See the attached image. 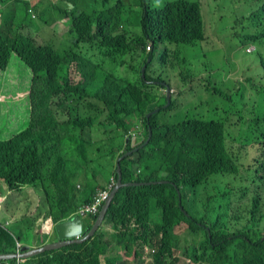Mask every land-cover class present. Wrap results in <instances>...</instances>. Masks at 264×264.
<instances>
[{
    "label": "trees",
    "instance_id": "trees-1",
    "mask_svg": "<svg viewBox=\"0 0 264 264\" xmlns=\"http://www.w3.org/2000/svg\"><path fill=\"white\" fill-rule=\"evenodd\" d=\"M136 1L140 33L124 27ZM160 1L0 0V69L14 53L30 72L26 126L0 139V193L4 184L21 203L16 210L5 198L1 203L0 212L18 221L12 227L0 221V253L16 251L23 224L72 218L116 181L117 158L143 145L151 131L143 146L119 161L124 183H144L117 190L91 237L0 264H119L120 252L141 264L146 249L153 250L152 264H177L179 257L184 264H264V114L260 131L240 141L199 105L167 118L180 105L173 95L180 91L163 76L166 71L179 81V61L165 43L193 45L205 40V31L198 2ZM58 20H65L63 34L52 29ZM259 37L264 25L242 43ZM65 38L71 45L60 49ZM108 64L125 66L136 78L115 75ZM259 64L264 91L263 56ZM71 65L78 80L70 77ZM161 81L175 89L167 106ZM229 137L243 156L228 147ZM28 197L39 207L26 205ZM95 217L81 216L87 228Z\"/></svg>",
    "mask_w": 264,
    "mask_h": 264
},
{
    "label": "rangeland",
    "instance_id": "rangeland-1",
    "mask_svg": "<svg viewBox=\"0 0 264 264\" xmlns=\"http://www.w3.org/2000/svg\"><path fill=\"white\" fill-rule=\"evenodd\" d=\"M189 1L199 3L205 40H199L193 45L165 43L167 48L173 49L175 60L179 61L175 72L179 81L173 83L172 74L166 71L163 76L171 79V85L174 84L175 89L180 91V95H176L175 89L173 92L170 90L174 96L178 97L180 105L176 107L174 113H169L167 118L177 119L178 116H184L199 105V108L205 111L206 118L220 119L225 125V133H230L229 130H231L232 136L236 134V140L240 141L243 137L242 134L260 131V120L264 114V91L261 89L263 82L259 64L260 56L264 57V38H253L242 43L245 35L254 36L261 31L264 25V0ZM128 3H133V0H128ZM140 9L139 2L136 1L128 11V19L124 24L126 30L135 33L141 32L139 24L136 23L140 18ZM252 14L254 15L251 16ZM52 29L57 34H63L67 26L56 21L52 24ZM42 32L53 40V32L48 34L46 29ZM64 40L66 46L60 49L71 45L68 38ZM162 47V44H158L157 52ZM138 61V59L134 60L133 64L137 65ZM155 66L156 63L153 62L150 68ZM105 67L120 77L129 80L136 78L134 73L125 66L118 67L108 64ZM69 71L72 80L79 79L74 65H71ZM28 75H30L29 70L14 53L11 54L7 66L0 69V139H5L14 126L18 129L26 126L29 118V108L26 105H29L26 96L29 92ZM163 85L165 87L164 82ZM25 88L28 90H24ZM169 99H171V95ZM193 111L199 113V109ZM236 140L229 137L227 145L234 151L238 150V154L243 156L244 149L240 148V144ZM143 145L141 144L139 147ZM139 147L132 149L133 152ZM217 177L222 178L220 175ZM72 180L74 181V179ZM211 185V182L207 184V186ZM205 191L206 189H204ZM70 192L74 191L70 190ZM5 199L6 205L11 210H16L21 204L12 197L11 192L5 194ZM25 203L26 205L31 204L34 208L35 206L39 207L36 198L25 201ZM25 203L23 204L25 205ZM8 218L11 217L5 213L0 214V221L7 227H12L18 221V218L5 221ZM24 219H31V217L24 216ZM43 220L45 219H40V221ZM27 222L30 221L27 220ZM33 223L34 221L29 225L23 224L24 229H20L21 244H25L26 241L32 242L33 234L30 229L39 232L38 229L43 228V222H39L37 225ZM184 229V224L176 227L179 234H183ZM124 254L125 252H120L121 262L134 264L137 261L132 259L130 262L128 259L130 255L125 254L124 256ZM151 256L152 251H148L146 258H141L139 263L152 264ZM185 262L179 257L177 264ZM186 264L192 263L188 261Z\"/></svg>",
    "mask_w": 264,
    "mask_h": 264
},
{
    "label": "water",
    "instance_id": "water-1",
    "mask_svg": "<svg viewBox=\"0 0 264 264\" xmlns=\"http://www.w3.org/2000/svg\"><path fill=\"white\" fill-rule=\"evenodd\" d=\"M148 61V60H147ZM145 69V65L142 66L141 72L143 74V71ZM166 88V99L167 102L164 104V106H167L170 102V95L171 91L169 87L165 84ZM157 109L152 110L149 114H152L156 112ZM151 136V131H149L148 138L145 140L144 143H146ZM134 150H128L121 154L117 160H116V174H117V179L114 183V185L111 187L107 199L104 201L102 206L100 207L95 220L93 224L91 225L90 228H87L86 223L82 220V218L78 215L75 214L72 218L69 220L61 221L53 225V231L56 236V240L50 243L43 244L41 246L37 247H29L26 245H22L20 252H13V253H0V261L1 260H6L10 258H16L18 261L23 260L25 258H28L30 256L36 255L38 253H41L45 250H50V249H57L62 246L74 243V242H82L89 237H91L94 232L101 226L103 218L105 216V213L107 211V208L117 192V190L124 186V185H131V184H143L144 182H123L121 180V170L119 166V161L127 156L130 155Z\"/></svg>",
    "mask_w": 264,
    "mask_h": 264
},
{
    "label": "crops",
    "instance_id": "crops-1",
    "mask_svg": "<svg viewBox=\"0 0 264 264\" xmlns=\"http://www.w3.org/2000/svg\"><path fill=\"white\" fill-rule=\"evenodd\" d=\"M53 2H54V0H53ZM0 5H1V3H0ZM58 5H60V3H58ZM64 21L65 20L61 21V24H65ZM24 90H28V89L25 88ZM26 105H27V108H29V105L28 104H26ZM12 130H19V129H18V127L17 128L15 127V128L10 129V131H12ZM1 189H2V193H0V194H2V196L0 195V209H1V203H2L3 199L5 198V194L11 192V191L7 190V188L4 184L1 185ZM31 199H32V197H28L26 201H29ZM0 214H2V213L0 212ZM11 218L6 219L5 221H7ZM39 222H43V228L38 229L39 232H35V230H33L32 234L35 235V237L33 238L32 242L26 241V243L22 244V245H26L29 247H37V246H41L43 244L50 243V242H53L56 240V236H55V233L53 231V225L54 224L51 222V220L45 219L43 221H39L37 219V221L35 222V225H37ZM124 256H125V254H124ZM129 258L130 257H128V259Z\"/></svg>",
    "mask_w": 264,
    "mask_h": 264
},
{
    "label": "built area",
    "instance_id": "built-area-1",
    "mask_svg": "<svg viewBox=\"0 0 264 264\" xmlns=\"http://www.w3.org/2000/svg\"><path fill=\"white\" fill-rule=\"evenodd\" d=\"M146 48H147V50H149V46H147ZM114 182L115 181L112 180L111 183L108 184L106 188L97 190V192L93 195L91 202L81 205L77 210V214L80 217L85 215V214H92V215L97 214L100 207L102 206L104 201L107 199L110 188L112 187ZM0 195L2 196V194H0ZM20 249H21V244L17 241L15 252H17V253L20 252ZM148 251L153 252L152 249H146V252H148Z\"/></svg>",
    "mask_w": 264,
    "mask_h": 264
},
{
    "label": "clouds",
    "instance_id": "clouds-1",
    "mask_svg": "<svg viewBox=\"0 0 264 264\" xmlns=\"http://www.w3.org/2000/svg\"><path fill=\"white\" fill-rule=\"evenodd\" d=\"M146 49H147V48H146ZM114 183H115V182H114ZM113 185H114V184H113ZM113 185H112V186H113ZM110 189H111V188H110ZM97 213H98V212H97ZM76 214H77V213H76ZM96 215H97V214H96ZM19 243H20V242H19ZM20 244H21V243H20ZM21 247H22V244H21Z\"/></svg>",
    "mask_w": 264,
    "mask_h": 264
}]
</instances>
